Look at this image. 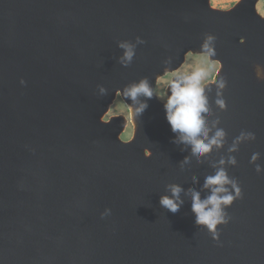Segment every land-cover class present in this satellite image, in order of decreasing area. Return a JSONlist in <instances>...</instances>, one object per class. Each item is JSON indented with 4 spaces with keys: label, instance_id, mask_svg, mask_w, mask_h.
<instances>
[{
    "label": "water",
    "instance_id": "1",
    "mask_svg": "<svg viewBox=\"0 0 264 264\" xmlns=\"http://www.w3.org/2000/svg\"><path fill=\"white\" fill-rule=\"evenodd\" d=\"M207 35L227 75V110L215 96L211 117L228 144L241 130L256 135L228 168L243 197L226 210L219 244L196 226L187 198L174 214L159 204L167 184L198 188L212 172L195 159L181 171L188 152L172 143L163 102L147 101L131 144L123 119L102 120L119 90L152 83ZM137 36L146 43L122 67L117 42ZM263 59L264 18L252 4L0 0V264H264V174L249 163L259 152L264 166V87L249 91L264 81L251 82L248 62ZM105 208L111 215L101 219Z\"/></svg>",
    "mask_w": 264,
    "mask_h": 264
},
{
    "label": "clouds",
    "instance_id": "2",
    "mask_svg": "<svg viewBox=\"0 0 264 264\" xmlns=\"http://www.w3.org/2000/svg\"><path fill=\"white\" fill-rule=\"evenodd\" d=\"M215 37L207 35L202 48L208 56L214 57ZM146 41L137 36L135 41L120 40L117 47L122 54L116 57L117 63L122 67H128L133 62L138 45ZM257 79H264V68L256 65ZM206 76L203 69L193 71L189 75H177L168 85L169 91L163 107L165 118L170 125L174 138L172 143L182 146L180 150L187 151L183 160L178 164L181 171L191 165L193 159L197 164L207 163L212 172L204 177L203 184L197 176L192 177L193 185L185 189L181 184L169 183L165 186V193L160 195L159 204L171 213H176L185 203V198L191 202V212L195 217V224L199 229H206L211 238L219 244V226L227 225L231 216L226 211L233 203L242 199L243 193L239 181L228 173L229 167H235L238 161L233 155L239 151L241 143L256 140L255 133L241 130L239 135L233 138L231 144L227 142V132L220 127L218 116L211 117L212 101L209 98L210 88H206L202 81ZM23 85L26 82L21 79ZM226 81L223 78L217 83L216 98L214 104L220 110H227L226 101L223 98V90ZM98 94L105 96L108 90L103 85H97ZM123 97L130 101L129 106L134 116L140 117L148 108L147 101L155 95L154 88L148 77L127 84L122 90ZM226 149V155H219L218 159H209L213 153H222ZM261 158L259 152L251 155L249 163L255 165V172L264 174V166L257 163ZM101 219L111 215V209L105 208L100 214Z\"/></svg>",
    "mask_w": 264,
    "mask_h": 264
},
{
    "label": "rangeland",
    "instance_id": "3",
    "mask_svg": "<svg viewBox=\"0 0 264 264\" xmlns=\"http://www.w3.org/2000/svg\"><path fill=\"white\" fill-rule=\"evenodd\" d=\"M212 8L222 11H233L236 8L244 7L246 4H252L257 14L264 18V0H209ZM250 69L252 71V83L256 84L262 79H257L255 74L256 65H260L259 62L248 61ZM261 66V65H260ZM203 69L206 72V76L202 81V84L206 88H211L217 85V76L221 69H226V64L219 58L218 55L214 57L208 56L202 47H195L190 49L184 56L183 62L176 68H166L158 73L153 82L154 93L156 96L153 99L158 101H165L167 98L168 85L172 79L177 75H189L193 71ZM114 119H123L124 128L121 133L123 140H129L134 135V124L131 122V116L128 104L120 93L109 104L107 111L102 116V120L105 122L112 121Z\"/></svg>",
    "mask_w": 264,
    "mask_h": 264
},
{
    "label": "bare ground",
    "instance_id": "4",
    "mask_svg": "<svg viewBox=\"0 0 264 264\" xmlns=\"http://www.w3.org/2000/svg\"><path fill=\"white\" fill-rule=\"evenodd\" d=\"M255 59H258L257 57H255ZM264 60V59H263ZM262 68H264V63H262V66H261ZM226 77H227V75H226V73L221 69L220 71H219V74H218V76H217V79H218V81H220V79L221 78H223V80L225 81L226 80ZM263 81H264V79H263ZM264 86H263V83H260L259 84V86H252V87H250L249 88V91H256V90H258V89H261V88H263ZM211 89V91L208 93L209 94V98H210V101L216 96V92H217V88H216V85L214 86V87H211L210 88ZM168 91H169V89L167 90V93H168ZM222 91V90H221ZM120 93H122V91H118V93H117V95H119ZM130 103V102H129ZM129 103H128V107H129V111H130V116H131V122H133L134 123V125L136 124V126H134L135 127V130L137 131V129H138V127L140 128V125H141V123H142V121H141V116L140 117H137V116H134L133 115V112H132V110H131V108H130V106H129ZM135 132V131H134ZM135 134L132 136V138L131 139H129V140H124V141H126V142H129V144H131V142L133 141V139L135 138ZM123 140V139H122ZM132 140V141H131ZM131 141V142H130ZM148 155V154H147Z\"/></svg>",
    "mask_w": 264,
    "mask_h": 264
}]
</instances>
